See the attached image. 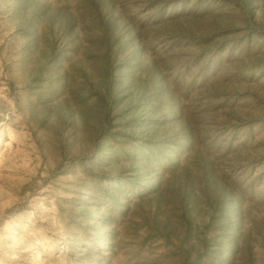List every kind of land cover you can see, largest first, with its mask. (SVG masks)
Masks as SVG:
<instances>
[{"label": "rangeland", "instance_id": "1", "mask_svg": "<svg viewBox=\"0 0 264 264\" xmlns=\"http://www.w3.org/2000/svg\"><path fill=\"white\" fill-rule=\"evenodd\" d=\"M0 264H264V0H0Z\"/></svg>", "mask_w": 264, "mask_h": 264}]
</instances>
